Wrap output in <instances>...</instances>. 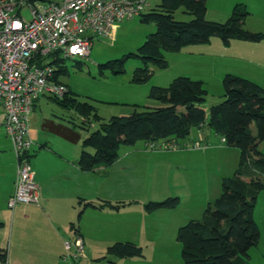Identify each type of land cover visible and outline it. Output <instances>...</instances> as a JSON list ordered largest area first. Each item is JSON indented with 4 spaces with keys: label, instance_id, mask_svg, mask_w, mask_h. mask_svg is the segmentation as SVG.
<instances>
[{
    "label": "crops",
    "instance_id": "0c3cea01",
    "mask_svg": "<svg viewBox=\"0 0 264 264\" xmlns=\"http://www.w3.org/2000/svg\"><path fill=\"white\" fill-rule=\"evenodd\" d=\"M237 5L245 6L251 14L246 28L264 33V0H208L206 17L210 21L222 23L231 17ZM121 25L114 29V39ZM173 58L183 63L185 71L174 79L188 77L202 81L207 92L210 85L222 88L227 75L251 80L264 88V41L252 43L233 40L229 47H225L221 39L214 37L209 44L186 47L174 54ZM59 81L63 83L62 79ZM222 94L221 97L225 99L224 91ZM47 98L53 99L49 95L40 96L30 116V138L33 141L30 160L39 188L37 205H19L15 209L8 207L15 190L17 159L5 131V113L0 107V264H91L95 262L92 257L95 249H106L108 252L111 246L126 242L139 246L144 232L143 222L149 219L145 201H142L147 186L143 183L153 182L152 187L163 195L176 196L183 192L192 199L193 193L189 190H176L175 184L171 183L173 175L166 171L174 172L189 160L196 162L195 168H205L208 156H217L223 150L209 149L215 138L220 137L205 124L193 130L188 139L178 141L186 145L181 150L158 152L145 146L144 149H132L125 153V161L130 160L126 165L124 159L119 157L111 166L83 171L79 160L87 137L80 142L76 131L79 127L74 117L68 119L64 113L73 111L59 103L56 102V109L52 113L42 112L39 108L41 101ZM149 106H153L149 109L161 107L159 104ZM205 106L202 108L208 119L211 108ZM138 112L143 110L140 108ZM203 141L208 142V148H192ZM188 145H192L190 149ZM161 165L165 166L164 172L160 169ZM195 168L194 174H201V170L196 172ZM129 178L134 179L130 185L126 182ZM106 203L120 207H103ZM180 219L178 227L181 228L190 221L202 218H199V210L196 209ZM129 233L132 239L125 238ZM138 235L141 236L139 239ZM77 237H81L84 244L83 257L79 261L65 260V242ZM262 240L261 235L260 244L250 252L248 264H261L258 262L259 257L264 262ZM114 259L113 264L125 261ZM132 260L139 263L137 258Z\"/></svg>",
    "mask_w": 264,
    "mask_h": 264
},
{
    "label": "trees",
    "instance_id": "16d2710c",
    "mask_svg": "<svg viewBox=\"0 0 264 264\" xmlns=\"http://www.w3.org/2000/svg\"><path fill=\"white\" fill-rule=\"evenodd\" d=\"M35 1V0H30ZM155 9L142 13L140 20L155 24L157 31L148 35L138 53L129 54L103 69H113L114 75L125 73L124 63L131 57L141 58L144 68L137 69L131 83L142 84L152 75L149 67L167 69L166 54L179 53L189 46L207 45L217 37L225 47L233 40L252 43L264 41V33L246 28L250 12L237 5L225 23L207 19L208 0H159ZM181 8L191 16L189 21H177L175 14ZM64 60L57 62L54 80L66 75ZM63 84L62 82H60ZM224 101L210 109L209 118L202 108L208 92L202 81L188 77L174 79L167 88L153 87L151 100L160 103L156 109L135 110L128 116L112 117L104 122L97 108L78 99L69 88L66 95L53 98L81 119L84 130L99 124L97 131L83 142L79 166L83 171H94L100 166H111L120 157L121 146H134L139 141L147 145L159 141L186 140L195 129L205 124L225 145L241 151V165L235 177L223 181V193L214 206L208 205L203 218L190 221L180 228L177 241L182 245L184 264H248L250 252L261 240L260 230L254 220V210L264 183V155L259 145L264 142V88L255 82L233 75L223 80ZM140 109V108H139ZM142 109V108H141ZM255 124L257 134L253 135ZM32 147V146H31ZM31 157V156H30ZM249 165L250 168H245ZM178 199L145 205L147 212L174 209ZM103 207L118 209L106 203ZM82 216V212L80 213ZM108 255L120 260L141 258L142 249L134 243H117L108 249Z\"/></svg>",
    "mask_w": 264,
    "mask_h": 264
},
{
    "label": "rangeland",
    "instance_id": "374dc122",
    "mask_svg": "<svg viewBox=\"0 0 264 264\" xmlns=\"http://www.w3.org/2000/svg\"><path fill=\"white\" fill-rule=\"evenodd\" d=\"M46 1L61 3L63 0ZM145 3L146 8L143 13H148L152 9H155L160 1L145 0ZM243 7L244 6L242 5V8ZM184 11V8L177 11L175 14L177 21H189L191 19V16L184 13ZM22 16L28 21L32 18L31 11L28 7H25L22 10ZM226 21L222 23H225ZM121 24V29L117 38H112L110 40L99 39L94 42L89 59L76 58L65 60L63 62V67H65L67 73L60 78L65 86L70 88L74 94L78 95V99L95 106L99 116H101L104 122L109 121L112 117L128 116L132 114L134 110L139 111V108H142L144 111V109L148 107H153L149 106L152 104L160 105L159 102L149 98L151 89L153 87L167 88L179 73L185 72L183 63L179 62L176 58L172 59V56L176 53L166 54L168 62L167 69H157L154 66H150L149 69L152 75L148 81L142 84L130 83L134 72L137 69L144 68V62L141 58L131 57L130 59H127L124 63L125 73L121 75H114L113 69H103L101 66L104 64H113L116 61L124 59L129 54L138 53L139 48L147 41L148 35L157 31L155 24L141 22L140 16L135 17L132 20H127ZM210 86L208 97L205 102V107L209 109L224 101V98L221 97L224 88ZM55 104L56 101L53 99H42L39 108L42 109V112L44 113H52L56 109ZM210 104H212L211 107H209ZM40 112L41 111L38 113ZM64 113L68 119L71 118V116L74 117V121L79 127L76 131L81 138V143L86 137L97 131L99 128V124L95 123L92 127L84 130L80 127L81 119L74 111ZM251 128L252 133L256 135L257 128L255 124H253ZM203 142L202 146H206V148H215L214 150L216 151H220V148L223 149L220 153H217V156H208V160L205 161V168L203 166L195 168L196 162L194 160H189L188 163L175 169L174 172H169V170L166 171L167 174L171 173V175H173L171 183L175 184L177 187L176 190H189L193 193L192 199L188 198V195L183 192L181 195L178 194L176 196H167L169 194L163 195L152 187L153 182L149 181L143 183L144 185L149 186L144 188L145 190L142 201H145V204L163 202L169 198H173L178 199V206L174 209H159L152 213L146 211L147 214H149L147 217L149 219L146 218L147 221L144 220L143 222L144 232L139 245L142 249L143 256L137 258L139 263H134L135 260H132V258L126 259L117 264H184L182 258V245L177 241L178 232L180 230V227H178L181 222L180 218L186 217L188 213H191L196 209L199 210V218H203L202 215L204 214L203 212L205 208H207L208 205L214 206L220 199L223 193V181L235 177L241 165V151L239 149L227 147L221 143L220 138H215V142L211 144L209 143L210 145L208 147L206 145L208 142ZM180 144L186 146L184 145L185 143ZM159 145H162V143L159 142L156 145L157 147L151 148L143 141H139L134 146H121L119 150L120 158L124 159L123 162L124 165H126V162L129 163L130 160L126 159L125 161L124 154L132 149H144L145 146L153 151L175 152L158 149ZM188 146L190 149L192 145ZM259 151L264 155V142L259 145ZM146 163L147 162H145V164ZM156 166H158V164H156ZM247 167L250 168L249 165L245 168ZM164 168V165L160 166V169L163 172L165 171ZM194 168L196 172H200L201 170V174H194ZM129 173L134 175L132 172ZM259 178H261L264 183V177ZM178 179L181 181H177ZM133 181L134 179L129 178L126 182L130 185ZM254 220L263 236V244L264 189L257 197V203L254 210ZM140 237L141 236L138 235L137 239ZM125 238L132 239L133 237L129 233ZM93 252L94 256L92 257L95 262H92L91 264L114 263L112 262L115 260L114 257L109 256L106 249L100 250L98 248ZM258 262L264 264L263 258L259 257Z\"/></svg>",
    "mask_w": 264,
    "mask_h": 264
},
{
    "label": "built area",
    "instance_id": "2783aa9c",
    "mask_svg": "<svg viewBox=\"0 0 264 264\" xmlns=\"http://www.w3.org/2000/svg\"><path fill=\"white\" fill-rule=\"evenodd\" d=\"M28 7V21L22 10ZM146 3L125 0H63L61 3L30 0H0V107L4 127L17 159L15 190L9 209L39 204V188L30 160V116L43 95L61 99L68 87L54 80L56 63L89 59L94 42L113 38L117 25L139 17ZM225 144V139H221ZM156 144L149 145L151 148ZM183 147L171 140L158 149ZM199 142L193 149H205ZM84 255L81 237L65 242V260L79 261Z\"/></svg>",
    "mask_w": 264,
    "mask_h": 264
},
{
    "label": "water",
    "instance_id": "95a60500",
    "mask_svg": "<svg viewBox=\"0 0 264 264\" xmlns=\"http://www.w3.org/2000/svg\"><path fill=\"white\" fill-rule=\"evenodd\" d=\"M125 1H127L129 3H138V2H143L145 0H125Z\"/></svg>",
    "mask_w": 264,
    "mask_h": 264
}]
</instances>
